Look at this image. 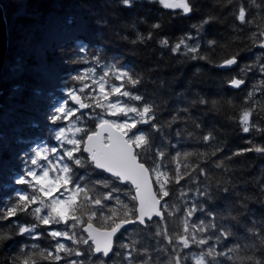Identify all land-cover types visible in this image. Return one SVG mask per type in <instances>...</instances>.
Listing matches in <instances>:
<instances>
[{
	"label": "trees",
	"instance_id": "obj_1",
	"mask_svg": "<svg viewBox=\"0 0 264 264\" xmlns=\"http://www.w3.org/2000/svg\"><path fill=\"white\" fill-rule=\"evenodd\" d=\"M190 2L194 11L183 15L181 9H166L154 0H133L130 8L124 7L120 0H0L7 35L5 60L0 73V264H24L29 257L35 264H67L70 260L81 261L82 264H100L101 261L104 264H139L144 260L148 264H174L173 257L177 255L182 264H195V258L207 252L210 245L215 244L217 252H226L236 243L241 247L230 253L233 259L217 257L215 264H255L257 260H264V246L248 232L249 228L256 230L264 225V154L250 151L234 155L253 145L264 147V131L253 128L244 133L239 122L243 111L253 109L252 122L264 129V72L260 69L264 64V48L259 46L264 41V36L260 35L264 31V0ZM241 6L247 10L246 20L252 23H241L237 19ZM70 17L73 22H66ZM205 19L210 22L199 30L194 27L200 26ZM49 21H52L55 31L59 23L65 21L63 33L50 51L38 50L36 46L42 44L44 26ZM154 24L160 27L154 28ZM78 30L82 35L90 31L94 36L93 42H86ZM34 32L39 33L34 45L21 49L26 35L32 36ZM189 35L192 39H187ZM138 37H143V40ZM182 38L188 47L198 45V52H189L182 45L179 52L173 53L171 48ZM107 39L110 41L105 50L97 42ZM164 39L169 41L168 47L161 45ZM209 41H215V44L210 45ZM80 46L86 53L87 47L99 48L98 55L104 60L111 57L114 61L121 57L119 67L141 78V84L135 89L129 86V90L157 105L155 122L164 126L163 136L148 125L138 127L150 134L154 146L165 151L163 163L170 174H174L176 163H179L182 172L187 171L190 175L179 184L169 185L170 196L166 202L168 211L174 214L169 216L165 212L164 220L154 219L144 227L133 225L122 235L118 234L108 258L84 251L89 245H76L60 237L57 238L59 242L84 251V254L77 257L60 253L64 259L52 261L44 259L40 253H54L57 240H53L48 231L66 230L64 224L53 228L41 225L36 229L41 233L40 238L32 239L27 234L17 235L18 225L14 222L37 223L33 216L19 213L8 220L3 216L17 199V192L29 191L27 185L15 182L29 169L28 161L24 160L31 153L29 142L34 138L43 142L49 135L47 128H55L52 121H47L52 107L46 102L55 93V87L52 84L42 87L37 82L38 66L34 67L38 61L50 63L57 55L60 64L55 79L63 85L62 88H69L73 79L70 75L83 67ZM193 56L197 58L193 59ZM232 57H236L237 63L231 68L221 69L219 65ZM18 59L23 61L22 71L14 67ZM250 66L254 67L247 71ZM234 77L243 79L245 84L231 90L228 84ZM15 86H19V92L13 91ZM39 91L42 94H38ZM249 92L252 93L250 98ZM201 100L206 103H200ZM173 117L177 119L168 127ZM83 120L84 126L94 129L95 121L85 117ZM209 133L212 138L205 142L203 137ZM46 141L50 142L49 138ZM185 153L190 155L185 156ZM173 157H176L175 161ZM218 163L221 164L219 168L216 167ZM151 164L149 160L146 167ZM184 165L188 168L184 169ZM201 168L205 170L204 175L200 173ZM100 177L111 179L100 173L89 179ZM116 186L122 191L114 193V196L120 195L122 201L134 206L129 186L118 182ZM153 190L158 192L154 177ZM107 191L97 185L94 195ZM182 192L186 195L182 196ZM202 192L205 195H201ZM104 203L118 207L114 201ZM199 204L205 206V211L194 213L189 223L204 220L205 223L226 225L233 233L229 239L218 243L209 240L208 245L198 247L192 244L185 249L175 240L169 243L163 236L155 235L163 229H168L169 235L181 234L186 209ZM95 210L99 214V208L95 207ZM208 212L214 215H207ZM104 214L108 215L107 208ZM84 219L86 221L87 217ZM94 222L100 223L98 218ZM76 233L78 237H84L81 228L76 229ZM195 234L197 237L214 235L215 230ZM125 243L131 246L127 249L121 247ZM205 260L210 258L205 256Z\"/></svg>",
	"mask_w": 264,
	"mask_h": 264
},
{
	"label": "snow or ice",
	"instance_id": "obj_2",
	"mask_svg": "<svg viewBox=\"0 0 264 264\" xmlns=\"http://www.w3.org/2000/svg\"><path fill=\"white\" fill-rule=\"evenodd\" d=\"M120 2L124 7L130 8L133 6V0H120ZM157 2L164 8H179L182 10L183 15H189L194 11V5L191 4L190 0H157ZM246 11V8L241 6L237 19L241 23H252V21L246 20ZM66 22H73V18H68ZM209 22V19H205L200 26L194 27L199 30L203 24ZM153 27L159 28L160 26L154 24ZM260 35L264 36V31ZM149 38H151V33H149ZM138 39L143 40V37H138ZM187 39H192V37L189 35ZM209 44H215V41H209ZM161 45L168 47L169 41L164 39L161 41ZM182 45L189 52L196 53L199 50L198 45L188 47L185 39L182 38L171 48V51L173 53L179 52ZM259 46L264 48V41H261ZM83 50L82 47L81 51ZM192 58L196 59L197 57L193 56ZM199 58L205 59V57ZM93 60L97 66L100 65L101 62L97 56H94ZM236 63V57H232L224 60L219 66L226 67ZM14 67L16 70L22 71L23 61L18 59ZM252 67L254 66H250L247 71H251ZM260 69L264 72V64L260 65ZM242 71H245V69H242ZM95 76L96 68H89L73 77L82 84V87L78 92L70 89L67 93V100L55 109L56 114L51 117L53 122L68 120L69 117L76 116V113L83 109L98 108L101 110L100 113H82L83 117L95 121L94 129L87 126L77 127L73 122V126L68 129L72 132L71 137L66 135L64 128H60L55 134L54 138L61 143L62 151L56 147L42 150L33 149L34 158L30 159V163L38 170L29 169L18 176L15 181L18 185H27L29 191L16 193L17 199L11 207L7 208L3 219L8 220L19 213L33 216L37 223L21 224L14 222L18 225L17 235L24 236L27 234L32 239L40 238L41 233L36 232V229L41 225L64 224L66 230L50 229L48 235L53 240L63 237L76 245H89L84 251L108 257L114 250V238L117 237L118 233L123 234L122 229L126 232L128 225L136 223L145 225L146 220L152 221L154 216L164 220L165 212L169 216L174 214L168 211L169 206L166 202V198L170 196L169 185L172 183L179 184L190 173L187 171L182 172L181 165L176 163L174 174H170L167 166L163 163L166 157L165 151L158 146H154L150 134L138 127L139 125H148L152 130L160 132L163 136L162 128L164 126L155 122L157 105L154 102L148 103L143 95L129 90V86L135 89L137 85L141 84V78L134 76L127 69L117 67L116 64L106 66L98 78H94ZM86 80H91V84L84 83ZM110 80L119 83H110ZM229 84L234 88H240L241 85L245 84V81L234 77L229 81ZM92 85H95V87H92ZM85 89H90V91L87 96L82 98L78 93H84ZM13 91L19 92V86H15ZM251 96L252 93L249 92L248 97ZM113 97L115 99H112ZM121 98L140 103L138 105L128 104ZM88 100L91 102H86ZM68 101L78 107H68ZM200 103H206V101L201 100ZM106 116H122L124 119L110 120L105 118ZM252 116L253 109L242 112L239 117L242 131L248 133L253 128L257 131H264L252 122ZM76 119L81 120L82 117L77 116ZM176 119L177 117H173L167 126L171 127ZM177 135H180V133L177 132ZM211 138V133H209L203 137V140L207 142ZM63 145H70L71 147H63ZM250 151L264 154V147L253 145L251 148L237 151L234 155ZM53 154H55V162L50 159ZM184 155L188 156L190 154L185 153ZM177 156H179V153H177ZM149 160L152 161V164L150 167H146ZM175 160L176 157H173V161ZM40 161H45L46 165H41ZM216 167H221V164L218 163ZM183 168L187 169L188 165H184ZM97 170L110 174L114 179L104 177L89 179L90 176L99 175ZM199 170L202 175L205 174L203 168ZM153 177L155 185L158 186V192L153 191ZM117 181L130 183L135 188V195H131V200L136 201L137 205L130 207L129 204L121 200L120 195L114 196V193L122 191L116 186ZM97 185L108 191L104 194L94 195ZM200 194L205 195L203 192ZM181 195H186V193L182 192ZM105 201H114L118 207L108 206L104 203ZM162 201H164L163 204ZM37 204L39 206L32 207V205ZM95 207L99 208V214ZM172 207L179 211L177 206L173 205ZM106 208L108 215L104 214ZM86 209L92 210L86 211ZM45 210L47 211L45 212ZM197 211L204 212L205 206L199 204L186 209V218L183 220L181 234L169 235V230L163 229L158 230L155 235L163 236L169 243L175 240L185 249L192 244L198 247L208 245L209 240H215L218 243L222 239L227 240L233 235L226 225L205 223L204 220L190 224L189 219ZM207 215L211 216L214 213L208 212ZM84 216L87 217L86 221ZM97 218L100 221L99 224L94 222ZM231 218L235 219V217ZM70 221L71 223H69ZM79 228L87 233L86 238L77 236L76 229ZM209 229L215 230V234L200 237L195 234L197 232L206 233ZM248 232L256 240H259L261 246H264V225L256 230L249 228ZM130 246L127 243L121 245L125 249ZM32 247L35 248L37 245H32ZM240 247L241 245L236 243L234 247L228 248L226 252H217L215 244L210 245L207 252H202L195 258V264H215L217 257L221 256L232 260L233 257L230 253ZM84 251L69 248L66 244L57 240L54 253L47 251L46 254L41 252L40 255L47 260L61 261L64 257L60 253H64L66 256L75 255L79 257L84 254ZM128 255L130 256L131 253ZM205 256L209 257L210 260L206 261ZM173 259L174 264H182L179 255L173 257ZM248 259L252 258L249 257ZM30 260L31 264H35L31 257L26 259L24 264H29ZM67 264H82V262L70 260ZM100 264H104V262L101 261ZM139 264H148V261H140ZM255 264H264V260H257Z\"/></svg>",
	"mask_w": 264,
	"mask_h": 264
},
{
	"label": "rangeland",
	"instance_id": "obj_3",
	"mask_svg": "<svg viewBox=\"0 0 264 264\" xmlns=\"http://www.w3.org/2000/svg\"><path fill=\"white\" fill-rule=\"evenodd\" d=\"M152 1V0H150ZM154 1H157V0H154ZM5 23V22H4ZM52 21H49L47 25H45L44 27V33H43V38H42V44L38 47L36 46V48L39 50L40 48H44L46 51H50L51 47L55 46V43L57 42V40L61 37L60 34L63 33V29L62 27L64 26L65 24V21L63 22H60L58 27H57V31L54 30V27L52 26ZM52 26V27H51ZM53 28V29H52ZM79 34L82 35V33L78 30ZM47 37H46V36ZM27 34L26 37H25V40H23V43L21 45V49H24V47L26 45H34V43L36 42V40L38 39L39 37V33L38 32H34L32 34ZM83 38L86 42L88 43H92L93 40H94V36L92 35V33L90 31H88L87 33H84L83 35ZM35 40V42L33 43V41ZM56 41V42H55ZM110 40H105L104 42L101 40H98V44H101L103 49L106 50L107 46H108V43H109ZM61 42V41H60ZM102 42V43H101ZM82 46L79 47V50H81ZM26 49V47H25ZM36 49V51H37ZM53 49V48H52ZM84 49V47H83ZM54 50V49H53ZM98 53H100V50L99 48L97 49H91L89 47H87V53L83 50L81 52V59L83 60L82 61V65L83 67L79 68L78 70H74L72 72V75H70L71 78L81 74V72L85 69H89V68H96V76L94 78H98L99 75L102 74V71L106 68V66H109V65H112V64H116L117 67H119V64L121 63V57H118L116 58L114 61H112L111 57L104 60V58H101L99 57ZM108 54V53H107ZM94 56H97L100 60V65L97 66L96 62L93 60V57ZM4 60H5V56H4ZM4 60H3V63H4ZM84 61H87L86 63ZM41 63V64H40ZM38 61L37 65L34 67V69L36 68V70L39 72V78L37 77V82L42 86L44 87V85H49V84H52L54 87H55V93L51 94L50 97L48 98L49 100L46 102L48 104H50V106L52 107L51 108V115L49 117H47V121L49 120V123L52 121L51 117L53 115H55V109L60 106L62 103H64L65 100H67V93L68 91L71 89L73 91H77L82 87V84L80 82H78L77 80L75 79H72L71 82H70V85H69V88H62V84L59 83V81L57 79H55L56 75H58L59 73H57V68L59 67V60L57 58V55L55 58L52 59V61L50 63H42ZM40 65V67H39ZM3 66V64H2ZM122 68V67H120ZM2 70V68H1ZM110 83H119L118 81H115V80H110L109 81ZM56 83L58 84V87L56 86ZM84 83H88V84H91V80H86L84 81ZM92 87H95V85H92ZM90 91V89H85V92L84 93H78L81 95L82 98H84L85 96H87L88 92ZM38 94H42L41 91L38 92ZM45 96V95H44ZM112 99H115V97H113ZM121 99H124L126 103L128 104H131V100H127V98H121ZM86 102H91L90 100L86 101ZM68 107L70 108H76L78 107L77 105L73 104L71 101H68ZM87 111H84V112H88V113H91L89 111H92V112H96V113H100L101 110L98 109V108H93V109H86ZM82 112V113H84ZM82 113H76V116H72V117H69L68 120H61V121H57V122H53V125L55 128H47L48 130V133L49 135L44 139L47 140V138H49L50 142H47L46 140H44L43 142H40L38 141L37 139L34 138V140L32 139L29 144H31V147H30V150H31V153L29 154L28 158L27 159H24L25 161L27 160L28 161V167L29 169H33V170H38L36 169L35 166L31 165L30 163V159L31 158H34V152H33V149H36V150H42L44 148H52V147H56L58 150L62 151V146H61V143L56 141L55 140V134L56 132H58V130L60 128H64L66 130V135L68 137H71L72 136V132L68 131V129L70 127L73 126V122L75 124V126L77 127H84L83 125V116H82ZM77 116H81L82 119L81 120H77L76 117ZM87 118V117H85ZM105 118L107 119H110V120H115V119H119V120H123L124 117H112V116H106ZM88 119V118H87ZM51 130V131H50ZM135 131V130H134ZM28 147V146H27ZM63 147H71L70 145H63ZM29 150V147L27 148ZM21 152V151H20ZM19 152V153H20ZM19 157L21 158L22 155H19ZM50 159L55 162V154H53L52 156H50ZM40 164L41 165H46V162L45 161H40ZM26 166V165H25ZM23 169V168H22ZM28 169V170H29ZM39 206L38 204L37 205H34V207H37ZM47 210H45L46 212ZM58 226L57 224H54V225H51L50 227H56Z\"/></svg>",
	"mask_w": 264,
	"mask_h": 264
},
{
	"label": "water",
	"instance_id": "obj_4",
	"mask_svg": "<svg viewBox=\"0 0 264 264\" xmlns=\"http://www.w3.org/2000/svg\"><path fill=\"white\" fill-rule=\"evenodd\" d=\"M166 9H170V10H175V9H171V8H166ZM177 9H179V8H177ZM6 42H7V39H6V32H5V23H4V19H3V14H2V10H1V8H0V73H1V68H2V64H3V60H4V56H5V53H6ZM234 66V64L233 65H231V66H226V67H220L221 69H226V68H231V67H233ZM242 86V85H241ZM228 88L229 89H231V90H235V89H238V88H234V87H232L230 84H228ZM84 111H86V109H83V110H81L80 112H78V113H82V112H84ZM95 127V126H94ZM86 155V154H85ZM97 172L98 173H100V174H102V175H104V176H106V177H109V178H111V179H114V178H112L111 177V175L110 174H108V173H103L102 171H100V170H97ZM118 182V181H117ZM118 184L119 185H128L129 186V188L132 190V195H135V188L130 184V183H120V182H118ZM154 191V190H153ZM162 203V202H161ZM134 205H137V202L136 201H134ZM154 219H160V217H153V220ZM150 221H147L146 220V223H149ZM133 225H138V226H141V227H144V225H140L139 223H136V224H131V225H128L127 226V229L128 228H130V227H132ZM124 230L122 229L121 230V232H123ZM81 232H82V234L84 235V237L86 238L87 237V233H85V232H83V230H82V228H81ZM119 234V233H118ZM114 240H115V238H114ZM90 244H91V242H90ZM94 247V246H93ZM93 254V253H92ZM94 256H98V255H101V254H93ZM110 255V254H109ZM101 257L103 258V259H106V258H108V257H104V256H102L101 255Z\"/></svg>",
	"mask_w": 264,
	"mask_h": 264
},
{
	"label": "bare ground",
	"instance_id": "obj_5",
	"mask_svg": "<svg viewBox=\"0 0 264 264\" xmlns=\"http://www.w3.org/2000/svg\"><path fill=\"white\" fill-rule=\"evenodd\" d=\"M5 32H6V28H5ZM6 39H7V35H6Z\"/></svg>",
	"mask_w": 264,
	"mask_h": 264
}]
</instances>
